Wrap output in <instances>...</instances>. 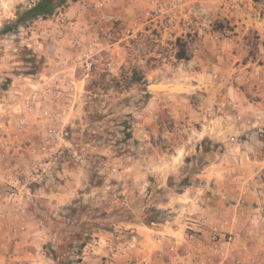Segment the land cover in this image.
Returning <instances> with one entry per match:
<instances>
[{
  "label": "rangeland",
  "instance_id": "rangeland-1",
  "mask_svg": "<svg viewBox=\"0 0 264 264\" xmlns=\"http://www.w3.org/2000/svg\"><path fill=\"white\" fill-rule=\"evenodd\" d=\"M36 2L0 0V97L14 106L0 114V186L15 220L51 230L37 247L48 264H135L139 228L192 235L202 199L217 200L199 176L250 141L235 128H264V0H67L2 33ZM258 216L226 264H264Z\"/></svg>",
  "mask_w": 264,
  "mask_h": 264
},
{
  "label": "crops",
  "instance_id": "crops-1",
  "mask_svg": "<svg viewBox=\"0 0 264 264\" xmlns=\"http://www.w3.org/2000/svg\"><path fill=\"white\" fill-rule=\"evenodd\" d=\"M7 100L10 99L0 97V114L13 112L12 101ZM235 131L248 135L250 141L231 144L219 152L217 160L199 176L207 191L216 183L217 200L202 199V206L190 223L192 235H186L184 226L174 224L150 228V232L139 228L136 233L142 247L136 251L135 264H206L215 260L214 264H226L238 258L243 247L250 246L251 238L260 230L257 206H264V134L261 135L264 128H235ZM34 147L30 143L29 148ZM25 149L31 153L27 146ZM31 158L32 155L23 152L18 153L15 161L21 165L30 163ZM8 175L7 167L0 164V179L7 183ZM6 201L4 186H0V264L55 263V259L37 248L40 243L52 241L51 230L35 232L30 221L18 223L13 215L17 204ZM233 235L238 236L232 241ZM128 251L132 249L128 247Z\"/></svg>",
  "mask_w": 264,
  "mask_h": 264
},
{
  "label": "trees",
  "instance_id": "trees-1",
  "mask_svg": "<svg viewBox=\"0 0 264 264\" xmlns=\"http://www.w3.org/2000/svg\"><path fill=\"white\" fill-rule=\"evenodd\" d=\"M67 0H37L31 7L18 12L15 20L6 23L2 30V33H9L16 31L20 26H25L35 19H46L52 16L60 6H63ZM178 59H187V54L179 52L177 54ZM63 264V263H62Z\"/></svg>",
  "mask_w": 264,
  "mask_h": 264
},
{
  "label": "built area",
  "instance_id": "built-area-1",
  "mask_svg": "<svg viewBox=\"0 0 264 264\" xmlns=\"http://www.w3.org/2000/svg\"><path fill=\"white\" fill-rule=\"evenodd\" d=\"M91 66H92V63H88L87 64V67H91ZM54 135H55V132H53V136ZM0 183H1V180H0ZM8 196H9L10 199H13V198L18 196V193L16 191L12 190L11 192L8 193ZM258 215H259L258 217L260 219V223L264 225V206L263 205L260 206ZM237 236L238 235H233V239L232 240L236 239ZM135 240H136L135 237L133 238V240H131V242L129 244V248L136 247V244L134 242Z\"/></svg>",
  "mask_w": 264,
  "mask_h": 264
}]
</instances>
